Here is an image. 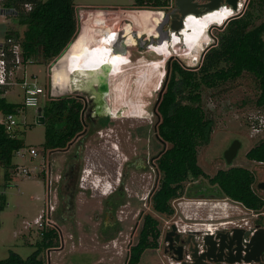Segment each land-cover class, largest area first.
I'll list each match as a JSON object with an SVG mask.
<instances>
[{"label": "rangeland", "instance_id": "374dc122", "mask_svg": "<svg viewBox=\"0 0 264 264\" xmlns=\"http://www.w3.org/2000/svg\"><path fill=\"white\" fill-rule=\"evenodd\" d=\"M134 2L135 0H76V19L79 31L72 42L73 45L71 43V46L69 45L60 56L51 61L46 62L38 58L32 62H26L11 74V81H14V85L6 98L10 102L20 104L21 110L16 114L18 126L14 133L23 140L24 147L15 152L13 168L6 170L0 165V259L7 258L12 251L27 258L38 249L42 231L48 227H54L60 230L62 237H59V247L56 250L43 249L41 251L40 256L45 260L50 257L52 260L64 261L66 264H95L102 259L105 264H127L129 249L138 241L144 216L151 214L160 220L162 231L160 244L157 249L146 250L139 264H177V261L166 253L164 240L166 231L176 222L180 227H189L207 220L239 223L244 222L242 220L244 217L246 220H251V211L242 203L223 197L187 194V192L194 191L193 188L198 194L205 193L207 189L205 187H213L209 182V177L231 166L248 168L254 174L256 182L263 180V165L247 157L248 151L264 139V113L255 104L260 93L259 82L254 74L249 72H244L237 79L224 83L218 88L204 87L202 90V105L214 119L210 142L198 147V162L206 175L195 182L186 183L185 195L172 200L175 210L173 215L157 212L151 201V195L159 187L161 178L155 157L169 146L168 142H163L158 132V124L161 120L158 104L174 76L175 64L185 68L198 67L205 50L217 43V36L225 28L226 22L224 25L211 27L209 30L211 44L201 48L197 61L190 59L188 55H183L187 53L186 50L180 51L173 48L174 54L170 56L172 53H167L165 49L174 46L168 44L160 46L161 49H153L150 47L151 44L142 49L138 47L139 40L131 38L130 49H128V44L118 37L116 53L123 58H120L116 72L120 70L119 65L127 61L128 64H125V70L121 75L109 79V88L111 89L112 84L113 86L122 84L124 98L135 99L134 91L137 88L139 76L143 74V71H147L146 66L139 64V59L142 57L159 58L156 55H150V51L159 52V55L165 56L163 58L165 60L164 78L160 82V88L155 90L159 85L158 78H155L152 84L146 86V90L140 91L138 100L144 105L139 107L146 111L144 118L113 117L110 128L115 131H108L114 134L113 137L104 134L108 126L103 128L104 133H94L90 136L93 133L91 131L86 136L80 150L82 167L76 177L73 206L70 210L64 208L66 219H61V210H58L52 215L50 213L49 216L47 213L44 214L42 220L45 223L44 226L37 224L36 219L43 211L49 210L51 204L57 206V200L53 199L49 202L54 192L49 193L48 180H53L54 188V181L61 173L64 175L60 166H63L70 158L74 146L69 150L51 151L45 148L46 125L38 122L37 107H24L21 82L26 78L29 82H37L44 88L46 95L41 97V107L44 99L78 96L69 87L68 77L63 70L66 56L75 51V44H79L78 48H80L83 44L92 42L94 32L111 31L114 28L117 31L125 26V20L128 17L126 16L128 15L127 10L144 11V19L149 20L147 28H144L139 20L134 31L138 32L139 28L138 34L144 44L149 41L157 44V34L154 29L158 23L153 15L159 16L164 13L163 11L174 8L175 0H172V4L166 9H156L151 6L142 8L136 6ZM248 2L249 0H246L247 4ZM244 6L242 2L240 10L244 9L241 13L247 8V5ZM262 21L263 16H257L255 25H259ZM9 29L16 30L22 35L25 27L19 25L15 18L0 14V42L5 39L6 31ZM258 33L263 41L264 51V30ZM255 41H260V38ZM111 106L112 111L114 108H118V111L120 108L123 114H126V108L135 107L132 102L117 100H112ZM2 117L3 113L0 111V119ZM255 127H260V130L256 131ZM234 139L241 140L242 147L233 163L229 165L224 157V151ZM31 148L38 150L37 156L33 157L30 153ZM126 163H130V166L124 196L123 199L121 198L123 202L117 206L115 211L121 230L114 234V239L108 241L105 233H100L104 218L103 204L106 195L115 191L114 187L118 181L115 177H122L121 172ZM24 168H27L29 172H24ZM48 168L52 169V174L48 172ZM116 169L121 172L115 176ZM86 170L90 173L85 172ZM87 173L88 176H86ZM104 184L111 186L107 194L102 192ZM258 193L264 197V192L259 191ZM116 200H119V197H116ZM216 201H219L217 207H215ZM199 202L204 203L200 208ZM97 214L99 217L95 218ZM232 226L233 224H228L227 227Z\"/></svg>", "mask_w": 264, "mask_h": 264}, {"label": "trees", "instance_id": "16d2710c", "mask_svg": "<svg viewBox=\"0 0 264 264\" xmlns=\"http://www.w3.org/2000/svg\"><path fill=\"white\" fill-rule=\"evenodd\" d=\"M75 2L0 0V14L15 18L19 25L25 27L22 35L16 30L6 31V42L11 38L14 43H19L25 60L42 58L48 62L57 58L75 40L79 31ZM134 4L142 8L166 9L172 0H135ZM246 7L243 13L227 22L217 36V43L203 53L198 67L185 68L175 64L174 76L158 104L161 116L158 132L163 142L169 143L155 157L161 178L159 187L151 195V201L153 208L161 214L173 215L172 200L185 195L186 183L195 182L206 175L198 162V147L210 142L214 119L202 105L204 87L218 88L244 72L252 73L259 82L260 90L255 104L264 113V51L258 33L264 30V0H249ZM261 15L263 21L255 25L256 17ZM257 38L260 41L256 42ZM7 88L0 87V110L3 114L16 113L20 104L6 100L3 95ZM59 99L49 101L41 112L45 118V148L48 150L67 146L82 130L81 104L76 103L72 96ZM23 147L24 142L19 135H10L0 124V165L6 170L13 168V156ZM247 157L264 161V139L248 151ZM254 179L248 168L231 166L209 177L213 187L204 186L207 188L205 193L198 194L193 188L194 191L187 194L229 198L243 203L247 208L259 210L264 206V200L252 188ZM118 197L117 205L123 202V195ZM114 234L110 238H114ZM41 235L38 249L27 258L12 251L7 258L0 259V264H47L40 253L43 249L59 247L60 236L54 227L44 229ZM161 235L160 220L146 214L138 241L129 249L127 264H139L146 250L159 248Z\"/></svg>", "mask_w": 264, "mask_h": 264}, {"label": "flooded vegetation", "instance_id": "af4514ba", "mask_svg": "<svg viewBox=\"0 0 264 264\" xmlns=\"http://www.w3.org/2000/svg\"><path fill=\"white\" fill-rule=\"evenodd\" d=\"M241 7V5H240ZM242 10V9H241ZM132 11V10H131ZM134 11V10H133ZM236 14V11H232L231 13V17L234 16ZM162 15V16H161ZM161 17H163L164 13H161ZM160 17V18H161ZM160 18L157 20V22L160 20ZM230 19V17H226L223 23H215L213 25H224L228 20ZM126 23H133V20L131 19V16L128 15V17L126 18ZM140 22L142 23V26L144 28H147V24L149 23V20H145L144 18L140 19ZM211 25L205 32V37H209L210 40L212 41L211 37L209 36V30L211 29V27L213 26ZM124 27V26H123ZM122 27V28H123ZM137 28V26L133 23V25H130L129 27V41L128 44L130 42V39H137L139 40V45L142 49H145L146 47H148V45L151 44L150 47H153V49H161L162 45L164 44H168V45H173L174 47H167L165 49V51L167 50V53H172L170 56H172L174 53V49L176 50H187V53H184L183 55H188L190 59H194V61L198 60L199 57V52L201 51V48L205 47V44L200 43L201 38H199L198 36H195V34L192 35H187V32L185 31L183 33V36L179 35V34H175L173 35L175 37V44H173L172 41H167L164 44H159L157 42V44H153V43H147L144 44L140 37H139V28H138V32H135L134 30ZM155 28V27H154ZM115 29V28H114ZM113 30V29H112ZM111 30V31H112ZM109 32L108 30L106 31H101V32H94L93 34V41L92 42H88L87 44H83L80 48L75 49L74 52H72L71 54H68L66 56V60L65 63L63 65V68L65 67V65L67 66L68 64V57L73 56V55H78L81 56V52L87 47V46H91L94 44V41H96L94 35L96 34H104ZM154 32L157 34V40L159 39V34L157 32L156 29H154ZM137 33V34H136ZM179 37V39H177ZM184 37H185V42H184ZM204 38H202L203 40ZM209 40V42L211 43V41ZM208 42V44H209ZM207 44V45H208ZM174 48V49H173ZM182 51V52H183ZM151 54L150 55H156L159 58H153L150 59V62L159 70L162 72L163 74V78H164V62L165 60L163 58H165V56H161L158 53H155L153 51H150ZM155 53V54H154ZM168 55V54H167ZM66 77H68V75L66 74ZM163 78L161 79V81L163 80ZM160 81V82H161ZM69 85V82H68ZM70 87V85H69ZM109 80H108V76H101L100 79L96 82H93L92 84H90L88 87H77L76 89H74L73 91H75L78 96H72L73 98H75V102L76 103H80L82 106V110H81V121H82V130L80 132L77 133V135L70 140L67 143V146L63 147V148H57L59 150H69L70 147L74 146V149L71 153L70 158L63 164V166H60V169L62 170V172L64 171V175H62V173L59 175V178L56 179V181H54V185L55 187L53 188V180L51 181L52 186H51V191L50 192H54V194H52V197L50 199L53 201V199L57 200V206H54L53 204H51V214H53L54 211H58L61 210L60 213V217L62 220L66 219L65 211L64 208H68L69 210L72 208L73 206V199L75 196V183H77L76 177L79 175V169L82 167V162H81V155H80V150L82 149L83 143H84V139L86 138V136L92 131L93 133L90 135L92 136L94 133H101L103 131L104 127H109L106 128L108 129L107 131H105V135H109L111 137L114 136V134L109 133L108 131H115V129L110 128V123H111V119H113V116L116 115L118 118L120 116H125L127 117L129 115V113H132L135 109H130V108H126V114L123 115H119V113L116 112H111L112 111V106H111V101L110 99L107 98V94L109 92ZM58 101L60 99H44L43 100V104L40 107L42 110L44 107H46L47 103L49 101ZM119 102H123L119 99H116ZM114 100V101H116ZM126 102V101H125ZM142 102V101H141ZM142 111H145L144 108H141ZM45 122V121H44ZM130 137V136H129ZM131 138V137H130ZM112 142V141H111ZM76 146V147H75ZM53 151V150H51ZM255 161V160H254ZM259 162L260 164L263 165V180L261 181H257L256 182V178L254 176V182L252 184V188L254 189V191L264 200V197H262L258 192L262 191L264 192V187L262 186V183L264 182V161H256ZM130 166V163H126V165L123 167V171H118L117 169L115 170V176L117 175V173L122 174V177L120 178L119 176H116L115 178L118 179L117 181V185L114 187L115 191H111V193H109L108 195H106V199L104 201L103 204V212H104V218H103V222L101 223L100 226V233L103 232V234L105 233L107 240H112L114 238H110L115 231L120 232L121 229H119L120 225L119 222L116 219V215H115V211L118 205L120 204H116V197H118L119 195H123L124 196V190H125V183H126V179L128 176V168ZM48 172L52 174V169L48 168ZM254 175V174H253ZM59 203V206H58ZM237 203H241L239 201H237ZM242 205H244L242 203ZM238 208V205H236ZM245 206V205H244ZM246 207V206H245ZM247 208V207H246ZM251 211V220H246V218H242V220L244 222H242V225L244 226H240L238 228H242L244 231H248V235H243V239H242V244L243 247H247L248 242H250V240L252 239V237L261 229L264 230V206L259 209V210H255V209H250ZM109 216H111V219H109ZM99 214L95 215V218H98ZM58 230V228H57ZM171 230V227L167 232H169ZM59 231V236L62 237L60 230ZM226 231V230H223ZM117 232V233H118ZM115 233V234H117ZM165 233V234H166ZM177 233H179L177 231ZM181 239H188L190 237V234H183L180 233ZM113 237V236H112ZM174 239H176V235L171 236ZM245 237H250L249 241L246 242V244L244 245V239ZM165 240V237H164ZM180 242L176 243L174 242V247L179 245ZM186 248L188 247L187 245H185ZM165 251L166 253H169L171 256L173 255V250L169 247V243L165 241ZM189 251L188 249L185 250ZM184 252V253H185ZM243 254H245V251L243 250ZM264 264V249L261 255V261L259 262H252V264ZM210 264H228L227 262H211ZM230 264V263H229Z\"/></svg>", "mask_w": 264, "mask_h": 264}, {"label": "bare ground", "instance_id": "6f19581e", "mask_svg": "<svg viewBox=\"0 0 264 264\" xmlns=\"http://www.w3.org/2000/svg\"><path fill=\"white\" fill-rule=\"evenodd\" d=\"M201 11L204 12V14L203 13H201V14L191 13L188 15L186 27L183 28V31H176V30L170 29V28H168L169 26H166L167 28L164 27V28H160L158 30L156 28V30L159 34V38L161 37L164 39L163 43L160 42L159 40L157 42L162 45V44L166 43L167 41H172L173 44H175V42H177V41H175V37L173 35H175L177 33V34L183 36V33L186 31L188 36L195 34V36H198L199 38H201L200 43H203V44H205V46H207L210 38L205 37L206 30L211 25H213L215 23H223L225 21L224 19L226 17H231V13L234 10H233V8L229 7L228 5H222L221 7H216V8L214 7V8L208 9V10H206L204 7L201 9ZM128 15L131 16L133 23L135 25H137L139 23V20L144 18L145 13L140 12V11H136V12L135 11H129ZM170 15H171V13H170ZM153 17L156 20H158L160 18V16H158L156 14H154ZM160 22H161V20H159L157 23H160ZM169 22L172 23L171 21H169ZM133 23H127L123 27V29H126L125 30L126 31L125 37L123 39V41L126 44H128V41H129V27H130V25H133ZM157 25H159V24H157ZM94 37L96 39V41H94V44L91 46H87L81 52V54H82L81 56L73 55V56L68 57L69 64L67 66L65 65V67L63 68L65 74L68 75V82H69L71 90H74L77 87H88L93 82L98 81L101 76L107 75L108 80L115 78V77L121 75L122 72H124V70H125L124 66H125V64L126 65L128 64V61H127V62H124L123 65H119L118 67H120L119 68L120 70L118 72H116V70H115L116 66H117L118 62H120V58H123V56H120L118 53H116V51H117L116 42L118 40V35H117V31H115V29H113L112 31H109L107 33H104V34H100V33L96 34V35H94ZM202 38H204V39L202 40ZM177 39H179V37ZM184 42H185V37H184ZM128 49H130L129 44H128ZM185 50H186V48H185ZM112 56H113V59H112ZM124 57H125V55H124ZM138 62L142 66H146L147 71H145V72L143 71V74L139 76V79L137 81V88L134 91V94L136 95L134 97L135 99L124 98L123 90L121 88L122 84H117L115 86H113L114 84H112V87L107 94V98L110 100L119 99L121 101L132 102L135 105V107L133 108L135 110L132 113H129V115L127 117L133 118V119L145 117L144 114L146 111H142L141 110L142 107H139V106L144 105V103H142L140 100H138L139 99L138 97L140 96V91L142 89L146 90V88H147L146 86L152 84V82L155 78H158V81H159V85L155 88V90L159 89L160 84H161L160 81L163 78L162 72L159 71L150 62V59H146V57H144V58L142 57L139 59ZM52 76H54V74H52ZM113 90H115V92H113ZM117 109L118 108H114V110L111 112L112 113L116 112V113H119V115H123V113L121 112L122 110H120V108H119V110L117 111ZM130 109H132V108H130ZM125 111H127V110L125 109ZM113 117L118 118L116 115H114ZM85 172L90 173L89 170H86ZM86 176H88V173L86 174ZM86 176L84 177L85 179H86ZM109 184L103 185L102 192L104 194H107L109 192L110 187H111ZM203 204H204L203 202H199L198 203L199 208Z\"/></svg>", "mask_w": 264, "mask_h": 264}, {"label": "water", "instance_id": "95a60500", "mask_svg": "<svg viewBox=\"0 0 264 264\" xmlns=\"http://www.w3.org/2000/svg\"><path fill=\"white\" fill-rule=\"evenodd\" d=\"M222 5H228L237 12L229 20L241 14L242 10L239 11V0H175V7L170 11H163L165 15L161 17V22L158 23L159 25L156 28L158 30L169 26L168 28L170 29L183 31V28L186 27L189 14H204L201 11L202 8L205 7L208 10L214 7H221ZM125 30L121 27L117 30V35L122 41L125 37ZM158 40L162 43L164 41L161 37ZM41 112L42 109L38 108V117L40 118L38 122L44 123L45 118L41 115ZM241 147V140L234 139L232 141L230 146L224 151L227 164L231 165L233 163ZM262 186L264 187V182ZM248 233V231H244L242 228L234 227L232 233L228 230H222L217 232L216 235L207 234L204 236L202 251H200V242L196 239L195 235L190 233L188 239H181V234L177 233V226L173 224L171 230L165 234V241L169 243V247L173 250L172 258L182 264H210L213 261H224L230 264L243 261L259 262L261 261V255L264 249V230L261 229L258 231L250 242H248L247 247L244 248L242 244L243 235H248ZM173 235H176V239L171 237ZM174 242H180V244L174 247ZM185 245L188 247L186 248ZM187 249L191 252L192 261L190 262L184 260V252ZM243 250L245 254H243Z\"/></svg>", "mask_w": 264, "mask_h": 264}, {"label": "built area", "instance_id": "2783aa9c", "mask_svg": "<svg viewBox=\"0 0 264 264\" xmlns=\"http://www.w3.org/2000/svg\"><path fill=\"white\" fill-rule=\"evenodd\" d=\"M242 2L247 5L246 0H239V11L240 10V5ZM244 6V7H245ZM1 8V7H0ZM28 8H30L28 6ZM244 9V8H243ZM242 9V10H243ZM32 59L25 60L24 55H23V48L19 43H14L11 38L4 39L2 42H0V87L5 86L8 87L6 92L9 91L14 85V81H11V74L17 69L21 68L26 62H32ZM22 87H23V105L24 107H40L41 104V97L45 94L44 88L40 86L37 82H29L24 78V80L21 82ZM54 90V85L52 87ZM5 92V93H6ZM52 94H54L52 92ZM20 107L18 109V112L20 111ZM1 111V110H0ZM2 112V111H1ZM8 113V114H3L2 119H0V124L4 125L6 131L12 135L15 136L16 133H14L16 127L18 126V121L16 119V114L18 113ZM3 113V112H2ZM256 131L260 130V127H255ZM30 153L33 155V157L38 155V150L35 148L30 149ZM24 172H29L27 168L23 169ZM83 185V184H82ZM51 186L52 183L51 181L48 180V191L50 193L51 191ZM50 202V200H49ZM215 207L219 204V201H216ZM221 204V203H220ZM51 205L49 210H46L45 212L43 211L42 214L38 216L36 219L37 224H40L41 226H44V222L42 221L44 218V214L51 213ZM213 218V217H211ZM228 224H233L232 227H227ZM177 226V231L179 233L183 234H194L196 239L200 242V251H202V244H203V239L204 236L207 234H214L216 235L217 232L222 231V230H228L231 231L234 227H240L244 226L242 223L235 222V221H220V222H214L213 220H207L201 223H195V225H190L189 227L181 226L178 224V222L175 223ZM250 237H245L244 239V245L246 242L249 241ZM184 260L185 261H192L191 257V252L186 251L184 253ZM177 264H182L181 262H176ZM236 264H252V262H236Z\"/></svg>", "mask_w": 264, "mask_h": 264}, {"label": "crops", "instance_id": "0c3cea01", "mask_svg": "<svg viewBox=\"0 0 264 264\" xmlns=\"http://www.w3.org/2000/svg\"><path fill=\"white\" fill-rule=\"evenodd\" d=\"M135 12L136 11H140V12H144L143 10H134ZM127 12H129V10H127ZM126 12V14H129V13H127ZM126 16H128V15H126ZM125 16V17H126ZM86 33V32H85ZM84 33V34H85ZM72 45H73V43H72ZM78 45L79 44H75L74 46H75V48L77 49L78 48ZM73 46V47H74ZM11 91V89L9 90V91H7L3 96L6 98V95L9 93ZM6 100H7V98H6ZM8 101V100H7ZM10 102V101H9ZM20 103V102H19ZM58 248V247H57ZM48 250H56V248H52V249H47V251ZM47 264H66L64 261L62 262V261H55V260H52L50 257H47ZM104 261L101 259V260H99V261H97L95 264H105V263H103Z\"/></svg>", "mask_w": 264, "mask_h": 264}, {"label": "clouds", "instance_id": "9594fccd", "mask_svg": "<svg viewBox=\"0 0 264 264\" xmlns=\"http://www.w3.org/2000/svg\"><path fill=\"white\" fill-rule=\"evenodd\" d=\"M170 11V10H169ZM237 13V12H236ZM203 53V52H202ZM228 199V198H227ZM232 200V199H231ZM232 201H235V200H232Z\"/></svg>", "mask_w": 264, "mask_h": 264}]
</instances>
